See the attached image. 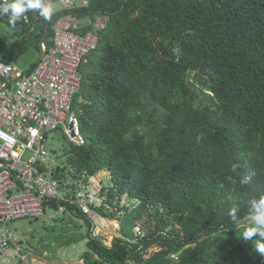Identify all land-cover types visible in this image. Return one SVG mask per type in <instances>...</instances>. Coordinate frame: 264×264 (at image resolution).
I'll use <instances>...</instances> for the list:
<instances>
[{
    "label": "trees",
    "instance_id": "trees-1",
    "mask_svg": "<svg viewBox=\"0 0 264 264\" xmlns=\"http://www.w3.org/2000/svg\"><path fill=\"white\" fill-rule=\"evenodd\" d=\"M87 1L73 14L106 23L73 98L85 143L69 144L66 164L50 175L70 198L108 170V202L93 208L117 220L122 237L84 243L83 264H264L257 237L242 238L253 222L237 225L248 201L264 195V0ZM37 16L14 28L40 22L33 37L48 43L51 22ZM248 168L256 175L241 184ZM115 194L138 204L120 214ZM45 206L71 210L89 234L75 205L53 198ZM143 218L146 235L128 242Z\"/></svg>",
    "mask_w": 264,
    "mask_h": 264
},
{
    "label": "built area",
    "instance_id": "built-area-1",
    "mask_svg": "<svg viewBox=\"0 0 264 264\" xmlns=\"http://www.w3.org/2000/svg\"><path fill=\"white\" fill-rule=\"evenodd\" d=\"M7 2L0 0V6ZM48 2H58L62 10L48 20L51 35L48 43L40 42L41 55L37 62L24 71L14 61L0 59V264L15 258L23 264H47L29 260L18 248L14 250L19 239L7 224L19 218L43 215L44 203L53 198L75 205L88 217L91 225L84 243L98 239L110 246L115 237H122L118 221L93 208L105 201L100 184L90 177L79 184L75 197L66 198L59 182L50 175L53 159L46 148L48 135L55 131L69 144L85 143L80 128L81 111L72 107L73 98L82 80L79 67L96 48L98 30L105 26L106 19L96 17L90 23L92 27L83 32L84 25L72 10L84 7L87 0ZM37 13L38 10H31L20 20L29 21L28 15L38 19ZM111 220L115 222L113 227ZM133 229L134 238L127 240L130 243L146 235L140 224ZM106 232L111 233L109 242L104 239ZM62 264L83 262L62 261Z\"/></svg>",
    "mask_w": 264,
    "mask_h": 264
},
{
    "label": "rangeland",
    "instance_id": "rangeland-1",
    "mask_svg": "<svg viewBox=\"0 0 264 264\" xmlns=\"http://www.w3.org/2000/svg\"><path fill=\"white\" fill-rule=\"evenodd\" d=\"M51 3L54 14L61 12L62 8L58 2ZM52 16V17H53ZM93 20L86 18L79 21L80 24H90ZM23 30L17 31V39L21 43V50L13 53L14 63L21 70H28L31 65L37 62L41 55L40 41L41 38L35 40L33 34L35 30H39L41 23L24 25L22 21L19 22ZM14 41L8 43L12 45ZM101 53V45L96 51V56ZM195 85L200 86L196 81ZM69 147V143L62 137L60 132L55 131L48 135L47 150L51 153V159H53L54 169L56 165H65L66 157L64 152ZM95 183H99L103 188V195L105 196V202H108V190L111 183L110 173L108 170H103L98 175L92 177ZM72 182V181H69ZM70 190V189H69ZM70 192V191H69ZM72 192V191H71ZM114 205L122 208L120 214L125 212V209L131 210L138 204V200L129 198L127 195L118 198L115 194ZM104 202V203H105ZM104 205V204H103ZM116 207V206H115ZM117 208V207H116ZM61 207H50L45 206V213L43 215L32 217H24L13 220L7 224V228L15 233L18 237L19 242L13 247L27 256L29 260H40L47 264H62V261L67 263H78L81 261V253L85 250L84 239L88 232V226L85 220L78 215H75L71 210L61 211ZM118 209V208H117ZM148 226L146 218L139 221ZM253 221L250 215L242 219L237 223L238 226H246ZM113 227L115 224L114 220L109 221ZM104 239L107 242L110 241L111 233L106 232ZM107 237V238H106ZM236 237L235 236H231ZM3 264H23L15 260H10L9 263L4 262Z\"/></svg>",
    "mask_w": 264,
    "mask_h": 264
},
{
    "label": "clouds",
    "instance_id": "clouds-1",
    "mask_svg": "<svg viewBox=\"0 0 264 264\" xmlns=\"http://www.w3.org/2000/svg\"><path fill=\"white\" fill-rule=\"evenodd\" d=\"M31 10H38L39 16L46 21L51 20L54 14V9L48 0H9V2L0 6V16H7L8 24L14 27ZM255 175V170L248 168L242 176L240 183L249 184ZM227 198L232 200L230 195ZM248 204L250 206L249 214L253 221V226L244 230L242 238L246 241H253V237H257L254 243L255 251L264 257V195L256 199H250ZM237 212L238 207L235 205L229 210L228 215L233 222H238Z\"/></svg>",
    "mask_w": 264,
    "mask_h": 264
},
{
    "label": "water",
    "instance_id": "water-1",
    "mask_svg": "<svg viewBox=\"0 0 264 264\" xmlns=\"http://www.w3.org/2000/svg\"><path fill=\"white\" fill-rule=\"evenodd\" d=\"M17 32V29L9 25L7 22L0 18V39L6 44V47H0V59L5 62H13V53L18 51V47L13 43L8 45V43L15 40L13 34Z\"/></svg>",
    "mask_w": 264,
    "mask_h": 264
},
{
    "label": "flooded vegetation",
    "instance_id": "flooded-vegetation-1",
    "mask_svg": "<svg viewBox=\"0 0 264 264\" xmlns=\"http://www.w3.org/2000/svg\"><path fill=\"white\" fill-rule=\"evenodd\" d=\"M15 42V41H14ZM7 45L6 44H4L2 41H1V39H0V47H6Z\"/></svg>",
    "mask_w": 264,
    "mask_h": 264
}]
</instances>
